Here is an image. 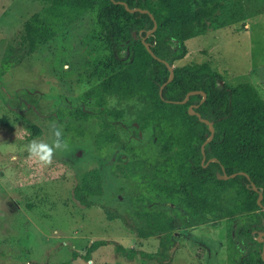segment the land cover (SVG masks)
<instances>
[{
    "label": "trees",
    "instance_id": "1",
    "mask_svg": "<svg viewBox=\"0 0 264 264\" xmlns=\"http://www.w3.org/2000/svg\"><path fill=\"white\" fill-rule=\"evenodd\" d=\"M46 1L51 2L50 7L25 23L29 52L46 45L63 23H72L93 9H97L101 36L110 51L104 61L108 75L80 94L92 109L66 107L58 110L56 117L71 118L66 128L74 136L93 139L101 154L121 141L116 121L125 117V110L108 106L111 97L141 102L135 123L141 131L150 127L155 131V141L126 145L133 158H121L113 169L138 187L126 213L100 205L110 219H121L138 237L160 236L158 250L141 251L140 256L162 261L169 256L178 228L226 219L230 264H264V240L258 238L264 233V99L251 83L230 86L207 63L174 66L188 54L187 40L214 25L229 24L221 19L223 2ZM127 7L139 10L129 11ZM231 19L233 23L239 20L236 13ZM143 39L157 58L150 54ZM167 63L174 66L170 81ZM4 67L8 70L10 65ZM197 113L212 122L214 132ZM93 118L98 120L86 127L85 123ZM60 139L63 141V137ZM224 172L236 176L220 179ZM104 192V174L100 168H93L78 176L73 197L81 206L91 208L98 205L97 199ZM244 214L251 223L232 225V218ZM106 244L102 239L93 241L85 259L91 260L92 253ZM117 249L130 258L137 254L136 250L128 253L122 245Z\"/></svg>",
    "mask_w": 264,
    "mask_h": 264
},
{
    "label": "rangeland",
    "instance_id": "2",
    "mask_svg": "<svg viewBox=\"0 0 264 264\" xmlns=\"http://www.w3.org/2000/svg\"><path fill=\"white\" fill-rule=\"evenodd\" d=\"M219 1L221 19L229 24L187 40L188 54L174 66L207 63L230 86L251 83L264 99V0ZM50 5L46 0H0V264H230L226 219L178 228L169 256L157 261L139 253L156 252L159 235L140 238L100 206L126 213L138 187L113 169L121 156L133 158L128 145L155 141V131H141L135 123L141 102L111 97L108 106L125 110L116 121L121 141L101 154L93 139L66 128L71 118L56 117L66 107L92 109L80 94L108 75L104 61L110 51L93 9L63 23L46 45L29 52L25 23ZM234 13L239 20L233 23ZM33 143L53 148L49 163L30 152ZM93 168L102 170L105 192L98 205L87 208L74 199L73 189L78 176ZM231 223H251V218L244 214ZM101 239L107 244L86 260L87 248ZM118 245L128 253L136 250V256L128 257Z\"/></svg>",
    "mask_w": 264,
    "mask_h": 264
},
{
    "label": "water",
    "instance_id": "3",
    "mask_svg": "<svg viewBox=\"0 0 264 264\" xmlns=\"http://www.w3.org/2000/svg\"><path fill=\"white\" fill-rule=\"evenodd\" d=\"M127 10H129V11H137V10H139V9L132 10V9H130V8L127 7ZM141 11H143V12H148L147 10H141ZM150 15L154 18V15H153L152 13H151ZM155 29H156V26L153 28V30H152L151 32H153ZM143 43L145 44V46H146V48L148 49V51L150 52V54H151L154 58H157V56H156L155 53L152 51L150 45L145 41V39H143ZM167 65H168L169 69L171 70V77H170V79H169V81H170V80L173 78V76H174V73H173L174 66L169 65L168 63H167ZM191 94H192V93H189L188 95H191ZM202 94L204 95V97H206V94H205V93L202 92ZM160 95H162V89H161V91H160ZM187 99H188V97H187L183 102H186ZM191 113H195V112L191 109ZM197 114H198V113H197ZM198 116H199V118H200L202 121H205L207 124H209V125L211 126V131L214 132L215 129H214V126H213L212 122H209V121H206V120L202 119L201 116H200V114H198ZM211 138H212V136L209 138V140H210ZM209 140H208V141H209ZM202 149H203V152H204V146L202 147ZM214 160H215V159H214ZM241 174L246 175V174L243 173V172H241ZM235 176H236V174L228 175L226 172H224L223 175H219V178H220V179L228 180V179L233 178V177H235ZM252 186H253V189H254L255 191L258 190V188L256 187V185H255L254 183H252ZM262 198H263V197H262V195H261V196L259 197V199H258V204H259V205L262 204V203H261ZM263 209H264V207H263ZM261 235H264V233L261 234ZM259 240H261V239H259ZM261 241H263V240H261ZM263 256H264V250H263Z\"/></svg>",
    "mask_w": 264,
    "mask_h": 264
},
{
    "label": "clouds",
    "instance_id": "4",
    "mask_svg": "<svg viewBox=\"0 0 264 264\" xmlns=\"http://www.w3.org/2000/svg\"><path fill=\"white\" fill-rule=\"evenodd\" d=\"M57 136L59 135V132L56 133ZM56 147H59V144L55 145ZM53 148L49 147L46 144H36L33 143L30 146V152L34 154L35 156L39 157V160L44 163H49L51 154H52Z\"/></svg>",
    "mask_w": 264,
    "mask_h": 264
},
{
    "label": "flooded vegetation",
    "instance_id": "5",
    "mask_svg": "<svg viewBox=\"0 0 264 264\" xmlns=\"http://www.w3.org/2000/svg\"><path fill=\"white\" fill-rule=\"evenodd\" d=\"M137 126H138V124H137ZM138 128H139V127H138ZM121 158H123V159H124L125 157H124V156H121ZM120 160H121V159H120Z\"/></svg>",
    "mask_w": 264,
    "mask_h": 264
}]
</instances>
